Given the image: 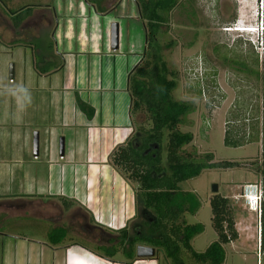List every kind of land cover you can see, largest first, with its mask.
Masks as SVG:
<instances>
[{"label":"rangeland","instance_id":"1","mask_svg":"<svg viewBox=\"0 0 264 264\" xmlns=\"http://www.w3.org/2000/svg\"><path fill=\"white\" fill-rule=\"evenodd\" d=\"M85 1L89 4L88 0ZM113 1L117 0H106L103 7L106 10L111 9L114 5ZM54 2L57 12L60 11L72 17V21H66V25L70 27L67 34L70 39L72 38V44L66 47L58 43L57 46L64 60L59 76H37L31 66V49L11 48L0 43V109L5 107L3 102H6L5 100L10 96L20 99L22 104H17V107L25 110L24 123L20 125L19 131L14 128V132L10 133L14 140L12 142L14 147L20 143L17 139L18 137L20 139V135L23 134L26 137L25 144H28L29 154L24 159L28 163L24 165L31 167H36L42 161L44 145H56L58 148L59 139L62 138L70 139L72 148L78 147L77 134L68 130L65 124L66 114L74 110L77 121H95L93 114L87 115L81 109L80 104H85L87 101L83 103L80 95L85 97L90 94L96 99V95L102 89L111 88L110 91L117 96L119 89L125 85L129 71L143 58L145 49L144 34L136 18V6L133 1L122 0L115 11L109 14L100 13L104 14L102 17L95 16L92 7L83 0L75 2L62 0V4L58 0ZM176 3V7L168 15L167 23L161 26L162 33L157 37V42L163 60L178 74L177 88L173 98L191 103L195 109L186 118L185 124L179 127L182 133H190L193 137L191 145L184 148V153L186 156L190 154L198 159L212 155L213 163L229 162L240 166L232 169L202 171L197 178L178 186L179 192L174 196V203L182 209H187L186 211L189 208L195 209L193 213L185 212L183 219L186 224L203 226V233L190 242L193 251L203 253L217 240L212 228L209 203L214 196L226 199L237 238L223 246L225 252L223 264H264V244L263 248L260 247L263 228L261 213L258 210L251 212L242 198L246 185L261 184V177L255 173L256 166H259L262 161L260 136L257 140L238 148L226 147L223 143L224 132L227 129L232 131V129L241 128L243 118L251 116L250 119L258 118L259 121L261 119L259 117L262 113L259 100L260 84L254 82L247 72V74H241L242 69L236 64L244 63L247 69H251L255 57L259 65L262 62L264 45L251 44L252 38L248 40L245 32L240 30L251 26L256 28L254 16L257 12L261 14V11L264 15V0H176ZM22 6L24 5L18 8ZM14 7L15 5L11 6V8ZM32 7L37 6L32 5ZM99 10L97 7L96 13ZM191 12L194 17L190 15ZM113 23L118 25L119 31L118 49L114 51L117 53L108 57L98 55L101 47L103 52L110 54L107 33ZM2 38L7 41L5 36ZM101 42L102 45L98 46ZM42 54L43 52L39 56V52L35 55L33 53L34 57L38 58L42 57ZM81 58L82 62H80ZM122 60L125 61L123 67L117 64L114 67V63L117 62L121 65ZM195 60H201L204 71L203 96L199 94L201 86L198 91V88L192 87V82L184 75L186 66L193 65ZM104 61L110 62L108 69L101 66ZM10 66H13L11 81L8 80ZM61 79L66 81L62 89L60 88ZM96 79H98L97 83ZM100 81L103 84H100ZM94 88L97 90L91 91ZM106 91L108 92L109 89ZM91 102L93 105L96 103V101ZM229 122L232 124L228 125ZM131 123L133 134H136L138 129L150 128L146 116L140 113L131 117ZM257 128L260 131V126ZM34 133L38 134V151L41 157L38 162L32 161L31 142ZM124 134L130 135L131 131L126 130ZM108 167L113 169L110 165ZM93 170L95 168L91 171ZM103 172L107 171L103 170ZM115 173L118 174L117 171ZM104 181L105 179L102 181L103 185L106 182ZM122 181L127 183L125 185L129 189H135L125 179ZM212 185L217 186L215 194L211 193ZM106 187L103 190H106ZM130 191V193L121 194L117 200L128 204L134 203L140 207L138 214L136 212V215H139L136 224L141 225L143 221L139 220L140 215L143 214L141 213L143 206L139 202L137 192ZM184 193L186 197L181 196ZM102 197L104 201L109 198ZM56 207L57 204L54 201L33 202L29 206L30 219H14L6 225L11 226L14 222L18 230L15 231L16 233L38 236L47 240V236H43L52 230V225L34 218L51 219L52 217V220H55V227L64 226L67 229L72 237L71 242H81L91 249H96L98 246H108V240L113 239L100 230H94L92 235L86 234L89 229L84 227L86 219L81 213L71 212L72 216L66 214L60 216ZM74 214L76 217L73 218ZM80 222L83 224L81 225ZM109 229L111 232L116 230ZM143 231L145 232V228ZM114 239L118 240V238ZM117 256L120 258V255ZM155 259L158 261L157 264H169L162 251H156Z\"/></svg>","mask_w":264,"mask_h":264},{"label":"crops","instance_id":"2","mask_svg":"<svg viewBox=\"0 0 264 264\" xmlns=\"http://www.w3.org/2000/svg\"><path fill=\"white\" fill-rule=\"evenodd\" d=\"M54 1L0 0V43L11 48L31 49L32 70L40 77L59 76L61 69L46 75H38L34 69L35 53L39 52V56H41L43 52L42 57H40L42 59L39 63L40 67L44 68L50 64L62 65L63 67L64 60L57 48L58 43L66 47L72 44V38L70 39V36L67 34V30L70 31V27L66 25V21H72V17L60 11L57 12ZM75 1L73 0V2ZM83 1L87 4L85 0ZM95 1L98 4V9H100L99 14L96 13L97 7L90 0H88L89 4L87 5L92 7L97 17L104 15L100 13L109 14L115 11L122 3V0H117L113 2L114 5L111 9L106 10L103 7L106 0H100V2ZM58 2L63 3L62 0H58ZM12 5H15V7L11 8ZM20 5H24L20 8L21 10L30 8L31 12L15 28L11 21L12 16H9L8 12L20 11L18 8ZM32 5L37 7H32ZM3 36H5L7 41L2 38ZM107 37L109 45V31ZM102 42L98 46H101ZM45 45L47 47L51 46L52 48L43 47ZM100 52H98V55L101 54L107 57L117 53L111 50L110 54L103 52L102 47ZM80 62H82V58ZM96 64L98 66L99 62ZM116 64L119 67H123L125 61L122 60L121 65L118 62L114 63V67ZM101 66L104 69H108L110 62L104 61ZM97 81L98 79H96V83ZM65 83L66 81L64 82L61 79V89ZM112 83L115 86V82L113 81ZM100 84H103V82L100 81ZM77 87L79 86L77 85ZM108 89L109 91L107 92L106 90ZM108 89H102L96 95V99L90 94H87L88 96L86 95L85 97L80 95V100L84 101L83 103L87 101L85 104L92 109L95 121H77V115L74 110L72 113L66 114L65 124L68 130L77 134L78 147L72 148L71 140L64 139L63 156L59 157V142L58 148L56 145H44L42 161L36 167L24 165L28 163L24 159L29 154L28 144H25L26 137L23 134L20 135V139L19 137L17 138L20 143L15 147L12 143L14 140L10 132H14V128L19 131L20 125L24 123L25 110L17 107V104H22L20 99L10 96L9 99L7 98L5 100L6 102H3L5 107L0 109V138H3L0 139V264L158 263L155 258L137 259L135 254L132 257L130 253L122 249L113 256H109L110 253H107L111 246L121 243V231L127 232L129 240L133 238L138 239L146 234L148 225L151 223L150 214L142 207L143 210L141 209V213L143 214L140 215V220L138 217V220H142L143 223L137 225V216L139 215H136V212L138 214L140 207L134 203L128 204L125 201L117 200V197H120L123 193H130V190L136 193L135 189H129L126 186L127 183L122 181L124 178L119 173H115L116 170L113 167L114 170L108 167L109 165L111 166L109 160L111 153L118 147L126 144L128 138L133 133V129L129 114L127 79L124 87L119 89L117 96L110 91L111 88ZM96 90L97 88H94L91 91L94 92ZM91 101H96V103L93 105ZM9 125L10 130H8ZM126 130H130L131 134H124ZM87 139L88 142L86 143ZM36 158L38 159L36 160ZM36 158L32 155V161H39L41 158L39 157V151ZM94 168L95 170L91 171ZM103 170L107 172H103ZM104 179L106 182L104 181L105 183L103 185L102 181ZM105 186H107L106 190H103ZM117 186H121V188H117ZM104 192L105 195H103ZM102 196L109 198H107V201H104ZM56 199H63L74 204L68 210H64L58 204L56 209L60 216L64 214L72 216L70 214L71 212H75L76 214L78 212L81 213L83 218L85 217L86 219L84 227L89 229L86 234L92 235L94 230H100L105 235L113 238L108 240L109 245L91 249L81 242H71L70 239L72 237L67 229L64 226H60L59 228L55 227V220H52V217L51 219H43L41 217L34 219L51 224L52 229L65 231L63 241L57 246H51L47 243L46 239L38 236L16 233L15 231L18 230L14 226V222L11 223V226L6 225L14 219H30L29 206L31 203L54 201ZM76 214L73 215V218L76 217ZM80 224L82 225L83 223L80 222ZM109 228H115L116 230L111 232ZM144 228L145 232L143 231ZM43 237H46V234ZM114 238H118V240ZM117 255H120V258H117Z\"/></svg>","mask_w":264,"mask_h":264},{"label":"trees","instance_id":"3","mask_svg":"<svg viewBox=\"0 0 264 264\" xmlns=\"http://www.w3.org/2000/svg\"><path fill=\"white\" fill-rule=\"evenodd\" d=\"M98 7L95 0H90ZM94 1V2H93ZM142 8L144 22L145 49L143 58L127 76V93L129 96V114L140 113L146 116L149 129H138L136 134L128 138L124 146L118 147L110 156L111 166L136 189L138 199L143 208L150 214L151 223L147 233L138 239L129 240L126 231L120 233V244L109 248V256L115 255L120 249L126 250L133 257L137 246H146L162 251L169 264H223L225 252L223 246L236 240L228 203L226 199L214 196L209 203L212 214V228L216 234V242L212 243L203 253L193 251L190 242L203 233L201 224H186L183 219L188 211L174 203V196L179 192L181 183L197 178L202 171L212 169H232L240 165L236 163H213L212 155L201 159L184 153V148L191 145L193 137L190 133H182L186 118L195 109L191 103L177 101L173 93L177 88L178 74L168 67L160 53L157 37L161 26L168 21V15L176 7V0H137ZM31 9L9 11L13 26L18 27L30 15ZM194 17L193 12L190 14ZM264 45V41H263ZM51 49V46H48ZM40 58L35 56L34 69L38 75H46L62 68V65L39 66ZM241 74L248 73L253 81L260 84L261 111L258 118L249 119L246 126L228 129L224 132L223 143L226 147L238 148L246 143L257 140L260 136L261 164L256 166L255 173L261 177L264 192V51L261 64L255 57L251 69L244 63H237ZM246 73V74H247ZM87 115L93 114L86 104H80ZM258 117V115H257ZM246 119V118H245ZM244 120V118H243ZM254 121V123H253ZM258 121V122H257ZM260 126V131L257 127ZM246 127L250 133L245 138ZM181 196L186 197V194ZM189 198V196H188ZM54 202L64 210L74 204L63 199ZM262 240L264 244V201L261 207ZM65 231L52 229L47 236V243L57 246L64 239ZM129 240V241H128ZM127 248V249H126ZM105 250V249H103ZM106 251V250H105Z\"/></svg>","mask_w":264,"mask_h":264},{"label":"water","instance_id":"4","mask_svg":"<svg viewBox=\"0 0 264 264\" xmlns=\"http://www.w3.org/2000/svg\"><path fill=\"white\" fill-rule=\"evenodd\" d=\"M109 49L111 51H116L118 49V38H119V31L118 25L113 23L109 28ZM9 81L13 79V66L9 68ZM32 155L33 157H37L38 155V135L34 133L32 139ZM63 156V139L59 141V157ZM211 193H217V186L212 185ZM135 256L137 259H154L155 258V249L146 246H137L135 248Z\"/></svg>","mask_w":264,"mask_h":264},{"label":"clouds","instance_id":"5","mask_svg":"<svg viewBox=\"0 0 264 264\" xmlns=\"http://www.w3.org/2000/svg\"><path fill=\"white\" fill-rule=\"evenodd\" d=\"M263 11H261V14H258V12L255 14L254 18L256 21V28L254 29L253 26L249 27V28H242L240 31L241 32H245L246 37L248 38V40L252 38V42L251 44H256L263 46V41H264V17H263ZM260 26V27H259ZM254 30L253 32L250 31H246V30ZM260 43V44H259ZM251 186V185H250ZM242 198L244 199V201L246 202V204H248V198H253L257 200L258 202V210L261 213V207H262V203L264 201V192H263V188L262 185H253L249 188H246L243 190L242 192ZM253 211V212H256Z\"/></svg>","mask_w":264,"mask_h":264},{"label":"built area","instance_id":"6","mask_svg":"<svg viewBox=\"0 0 264 264\" xmlns=\"http://www.w3.org/2000/svg\"><path fill=\"white\" fill-rule=\"evenodd\" d=\"M194 62H195L193 64L194 66L192 64L186 66V68L184 69V75L186 76L187 80H189V81L192 82L191 83V86L192 87L193 86L194 87H197L198 88V91H199V88L201 86V89L199 91V94H201V96H203L204 95V92L202 90V88H203V82H202V80H203V73H204V71L202 70L201 60H195ZM204 101L206 102V100H204ZM248 118L249 117L247 116L246 119H244V124L246 126H248V124H249V119ZM229 124H232V122H229L228 125ZM249 133H250V131L246 127L245 138H248ZM249 187H251V186L250 185H246L244 189L249 188ZM250 200H252V201H250ZM252 202H253V204H251ZM247 207H248V209L250 211H251V209L253 211H255L256 209H258V202H257L256 198L255 199L248 198Z\"/></svg>","mask_w":264,"mask_h":264},{"label":"flooded vegetation","instance_id":"7","mask_svg":"<svg viewBox=\"0 0 264 264\" xmlns=\"http://www.w3.org/2000/svg\"><path fill=\"white\" fill-rule=\"evenodd\" d=\"M98 2H100V0H97ZM102 1H105V0H102ZM130 1H133V3L135 4L136 6V12H137V20H139V23H140V27L143 31V34H144V22L142 20V8H141V5H140V2H138L137 0H130ZM114 2V1H113ZM143 40L145 42V39L143 37ZM145 45V44H144Z\"/></svg>","mask_w":264,"mask_h":264},{"label":"bare ground","instance_id":"8","mask_svg":"<svg viewBox=\"0 0 264 264\" xmlns=\"http://www.w3.org/2000/svg\"><path fill=\"white\" fill-rule=\"evenodd\" d=\"M250 201H252V200H250ZM251 204H253V202H252ZM251 212H253V210H252V209H251Z\"/></svg>","mask_w":264,"mask_h":264}]
</instances>
